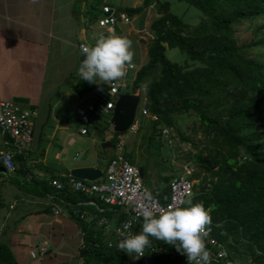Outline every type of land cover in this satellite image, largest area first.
<instances>
[{
	"label": "trees",
	"instance_id": "obj_1",
	"mask_svg": "<svg viewBox=\"0 0 264 264\" xmlns=\"http://www.w3.org/2000/svg\"><path fill=\"white\" fill-rule=\"evenodd\" d=\"M153 1L157 15L149 22L152 36L146 45V59L126 84L127 91L139 93L141 105L155 115L148 122L147 140L150 142L153 135L158 137L164 126L175 128L185 139L177 128V115L192 112L196 116L209 143L204 145L205 152L199 150L187 157L197 166L186 176L194 179L187 199L203 203L206 209L212 207L210 234L226 248L227 257L239 258L245 264H264V59L245 54L251 42L237 43L233 27L244 19L264 18V0H184L201 12L191 26L169 10L166 0H141L122 9L131 15ZM262 39L264 36L252 42ZM165 46L178 48L197 63L183 65L170 60ZM105 88L103 98L108 97ZM100 95L99 112H104ZM170 136L169 132L164 137L167 142ZM123 154L131 161L126 152ZM162 178L168 180V175ZM167 187L163 185L160 191L166 192ZM61 190L81 200L86 198L72 188V192ZM92 199L103 207L97 214L108 217L109 207L96 197ZM72 213L83 231L78 251L82 264H142L114 244L109 247L105 242L109 235L96 224L95 217L86 220ZM123 217L124 212L117 210L115 222ZM142 223L143 219L134 226V234L142 230ZM150 239L151 247L158 251L151 264H178L179 254L165 257L164 251L169 252L170 245ZM0 264H18L2 241ZM211 264L222 261L213 260Z\"/></svg>",
	"mask_w": 264,
	"mask_h": 264
},
{
	"label": "crops",
	"instance_id": "obj_2",
	"mask_svg": "<svg viewBox=\"0 0 264 264\" xmlns=\"http://www.w3.org/2000/svg\"><path fill=\"white\" fill-rule=\"evenodd\" d=\"M95 4V0H0V98L22 96L26 101H18L21 106L35 108L33 139L22 154L15 155L14 171L0 170V241L7 244L18 264H82L78 251L83 231L72 208L80 202L86 210L93 211L95 205L61 190L72 192L69 185L56 189L49 179L64 177L76 165L99 169L89 157L80 158L78 153L71 159L65 154L74 136L98 129L102 113V91L98 89L105 84H99V80V85L89 84L78 73L85 58L81 57L78 43L91 46L101 35L108 36L91 16L94 11L99 13L102 4L113 5L106 0L97 2L96 7ZM133 4L121 2L118 10L125 12L122 8ZM137 13L128 16L134 18ZM114 28L111 34L125 36L123 30L115 33ZM129 28L134 33L143 30L133 24ZM143 39L144 34H139L134 41L147 44ZM136 65L127 78L133 77L140 62ZM81 101L86 102L80 107ZM88 103L93 108L85 112L88 120L84 123L79 108H87ZM83 126L85 132L80 130ZM102 133L101 142H110L102 147L115 148V134L107 128ZM4 138L0 130V147L5 146ZM104 164L96 179L102 175ZM167 182L154 180L147 187L160 189ZM108 212L110 224L115 223L117 211L109 207ZM83 218L89 220L87 216ZM40 238L47 241L46 252L30 256L28 249Z\"/></svg>",
	"mask_w": 264,
	"mask_h": 264
},
{
	"label": "built area",
	"instance_id": "obj_3",
	"mask_svg": "<svg viewBox=\"0 0 264 264\" xmlns=\"http://www.w3.org/2000/svg\"><path fill=\"white\" fill-rule=\"evenodd\" d=\"M102 13L100 17H97L96 23L98 26H104L105 34L110 35L113 32V28L118 23H126L129 21V16L126 12L118 11L117 16L114 15L113 8L108 4H102ZM86 45L83 42L78 43L79 50L81 46ZM118 86L126 84L125 77L117 82ZM107 96L102 104V109L106 110L113 106L114 98L111 95L114 94L118 86L113 84H107ZM87 108H79V114L83 122H87L85 112L93 108L92 103L86 104ZM35 114V108L23 107L18 101L11 98H0V130L5 134L4 147H0V164L4 166L7 171H14L17 167V161L15 159L16 154H22L28 147L29 143L33 139V123L32 119ZM146 115L149 119H154L155 115L149 113L142 105L136 107L132 120L128 126L129 129H136L140 124V116ZM81 132H85L86 128L83 126L80 128ZM161 133L164 137H168L169 129L162 127ZM169 141V140H168ZM122 137L120 134L116 136L114 147L116 154L110 156L104 164L102 175L96 179H86L73 176L67 173L62 178H50L49 182L56 188L61 189L65 185L71 186L72 189L78 190L86 195L83 201L94 204L95 211H88L82 206H78L80 202H76L73 205V212H76L79 217H95L97 225L103 227V232L113 237H106L105 242L107 245L111 242L116 247L120 236V231H126L134 234V226L138 221L142 219L137 215L138 205L140 203H147L146 196L150 194L154 200L159 202L160 207L166 208L169 204L179 202L181 199H187L192 193V181L183 174H173L168 180V189L166 192H161L160 189H150L143 182L142 176L138 171V166L129 161L122 152ZM92 197H96L98 201H101L107 207L114 210H121L124 212L125 217L121 220L113 223L109 226L108 217L103 214H97L103 207L99 206ZM57 212V209H53ZM130 224V228L124 229V225ZM115 240V243H114ZM207 250L211 253V262L214 260H221L222 264H245L239 258L227 257V250L217 241L211 234L206 238ZM47 241L44 238H40L28 249L30 256H39L46 252ZM157 249L150 247L145 249L143 257L137 258L133 253L132 255L139 259L142 264H151L153 255L157 254ZM165 257H175L177 251L171 246L170 251L166 252ZM180 255V254H179ZM178 264H184L185 256L180 255ZM158 264H161L160 262Z\"/></svg>",
	"mask_w": 264,
	"mask_h": 264
},
{
	"label": "rangeland",
	"instance_id": "obj_4",
	"mask_svg": "<svg viewBox=\"0 0 264 264\" xmlns=\"http://www.w3.org/2000/svg\"><path fill=\"white\" fill-rule=\"evenodd\" d=\"M106 1L113 5L115 16H117L119 11V3L124 2L128 3L129 5L130 3L134 2L133 5H136L141 2V0ZM166 1H168L169 10L181 16L182 20L189 26L196 23L201 16V12L199 9L184 0ZM155 4V1H153L146 8L143 7L144 9L139 11L134 18L129 17V21L127 23H118V26L115 25V33L117 32V29H119L118 32H121L123 30L125 32V36L132 41V51L134 52L133 65H136L139 62L141 64L146 59L147 44H137L134 41V38H136V36H139V34L140 36L144 34V41L146 40V42H148L151 39L152 32L149 29V22L153 17L157 15ZM101 13L102 11H99V13H97V16L95 17V23L97 17H100ZM132 24L135 28H143V30L141 29L138 30V33H134L133 30H130L129 28V26H131ZM248 25L249 28L247 27ZM233 27L234 33L237 36V43L251 42V44L245 50V54L247 56L264 59V39H262V41L255 42L254 44L252 42L258 37L264 36V18L258 17L251 20L244 19L239 21L238 23H234ZM99 30H105V27L99 26ZM165 54L170 60L176 61L183 65H188L193 62L197 63L196 61L188 59L185 54L176 47L165 46ZM133 69L134 68L128 69V76L132 75ZM155 73L156 71L154 72V74ZM143 86L144 85L140 87L141 93H143ZM102 89L103 98L104 88L102 87ZM128 89L129 86L120 87V90L122 92L127 91ZM85 102L86 101L79 102L80 107L83 106ZM142 102V96H140L137 107L138 105H141ZM109 117L110 111L102 112L97 123L98 129L95 130L94 133L93 131L90 132V134L78 133V138L74 136L75 140L72 142L73 144L70 146L68 151L65 152V154L69 158L75 159V156L79 153L80 156L78 157H89L90 160L93 159L96 162V165L99 167V169L102 168L105 160L109 158L108 155L110 153H113L112 156L116 154V150L112 146H101V136L103 134V128H107V130L109 132L112 131L113 134L116 133V131L111 130L112 125L109 122ZM139 120L140 124L136 129L132 130L126 128L125 130L118 132V134L121 135L123 140L122 152H126L129 155L131 161H133L137 166H143L145 173L142 180L147 186L149 185V182L163 179L162 176L165 174L168 175V180L171 178L170 174L173 173H179L187 176L188 174H190V172H192V170L197 167L187 157L189 154L196 153L199 150L205 152L204 145L209 143V137L204 133L198 119L192 112L186 113L184 115H177L176 125L179 132L185 137V139L181 138L175 128L168 127L171 134L169 142L165 140L164 135L161 132L159 134L160 137H157V135H153L152 140L149 142L146 139V135L149 132L148 122L150 119L146 115H141ZM88 126L91 127V124L89 123ZM90 127L89 131L91 130ZM89 136H91L93 139H91ZM159 141L161 142V144H159ZM108 223L109 226L112 225L110 224L111 222L109 221V219ZM109 237H113V235L109 234Z\"/></svg>",
	"mask_w": 264,
	"mask_h": 264
},
{
	"label": "clouds",
	"instance_id": "obj_5",
	"mask_svg": "<svg viewBox=\"0 0 264 264\" xmlns=\"http://www.w3.org/2000/svg\"><path fill=\"white\" fill-rule=\"evenodd\" d=\"M81 53L85 58L78 68L80 78L89 84H98L97 80H99L101 82L99 84H105L106 90L107 84L118 86L117 82L124 77L127 84L130 77L125 76L126 72L129 68H135L132 41L126 36H118L114 33L108 36L101 35L94 45H82ZM120 87L118 86L116 92L111 95L114 101L122 92H118ZM137 94L139 102V93ZM112 107L106 109L110 114ZM116 132L115 139L118 135V131ZM146 199L147 203H140L137 206V215L143 219L142 230L135 234L130 232L126 234V231L121 230L122 238L116 245L117 249L128 254L134 253L137 258L143 257L145 249L151 247V237L164 241L178 254L185 256L186 264H211V253L207 250L205 241L211 231L212 207L206 209L203 203H193L189 198L181 199L163 208L150 194ZM182 204L186 206H181ZM128 228L130 224L126 223L124 229ZM108 246L112 247L111 242Z\"/></svg>",
	"mask_w": 264,
	"mask_h": 264
},
{
	"label": "water",
	"instance_id": "obj_6",
	"mask_svg": "<svg viewBox=\"0 0 264 264\" xmlns=\"http://www.w3.org/2000/svg\"><path fill=\"white\" fill-rule=\"evenodd\" d=\"M81 57L84 58L82 53ZM12 99L20 102L26 101V98L22 96L14 95L12 96ZM137 102V93L121 92L117 95L109 117V122L111 123L112 129L114 131L121 132L128 128L132 120ZM107 144H110V142H101V146ZM0 170H5L2 164H0ZM138 171L140 176H142L143 170L141 165L138 166ZM69 173L76 177L94 179L100 175V170L89 165H76L69 169Z\"/></svg>",
	"mask_w": 264,
	"mask_h": 264
}]
</instances>
